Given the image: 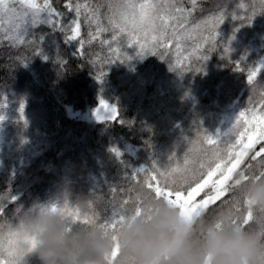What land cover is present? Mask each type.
<instances>
[{"label":"trees","instance_id":"1","mask_svg":"<svg viewBox=\"0 0 264 264\" xmlns=\"http://www.w3.org/2000/svg\"><path fill=\"white\" fill-rule=\"evenodd\" d=\"M88 2L100 8L102 25L109 31L96 35L95 24L88 26L81 19L80 35L70 40L75 13L66 7V0H51L52 8L62 14L56 17V29L41 25L29 31L23 44L11 46L7 36L14 37L24 27L25 8L9 0L11 10L0 15V199L9 205V214L15 213L14 219L8 215L0 219L3 235L9 224L16 227L23 221L37 200L48 199L65 183L69 185L62 204L68 201L73 208L100 213L101 218L105 209L124 199L149 195L142 181L154 168H183L186 158L197 160L201 149L211 151L206 135L226 151L237 135L229 131L235 115L252 107L250 98L253 103L260 99V87L254 91L247 75L264 59V12L250 24L226 18L219 28V44L204 43L202 37L210 34L211 27L205 31L203 24L191 38V26L178 30V41L169 30L163 41L168 46L157 45L156 55L142 56L127 34L112 40L109 0ZM251 2L198 0L191 22L217 14L224 4L243 16ZM183 7H190L189 0ZM151 35L140 36L141 42L149 41V48ZM224 41L231 52L222 50ZM38 49L47 60L37 55ZM128 55L131 59L125 62L116 60ZM205 55L209 57L205 62L199 59ZM201 65L203 70L195 72ZM261 82L258 74L257 85ZM101 100L117 107L116 120L107 119L109 112L92 120L74 114L101 109ZM112 147L119 149V159ZM140 167L147 173L137 174L134 170ZM253 173L258 174L255 166L246 172ZM12 195L17 202L11 201ZM131 200L129 208L134 206ZM21 206L23 210L15 212ZM224 209L214 207L204 218L212 220ZM23 259L26 264H40L35 251Z\"/></svg>","mask_w":264,"mask_h":264},{"label":"snow or ice","instance_id":"2","mask_svg":"<svg viewBox=\"0 0 264 264\" xmlns=\"http://www.w3.org/2000/svg\"><path fill=\"white\" fill-rule=\"evenodd\" d=\"M15 2L25 8L24 27L18 29L14 37L7 36L11 46H15L17 43L23 44L29 31L41 25H50L52 29H56L59 23L56 17H60L62 14L52 8L51 0H43L42 3L38 0H15ZM183 3L184 0H109L107 21L114 33L112 40L115 41L120 35L127 34L138 45V54L142 56L145 54L156 55L154 49L157 45L168 46L163 41L169 30L173 33L174 39L178 41L180 38L178 30L183 31L191 26L192 33L189 34V38H191L192 34L200 31L201 24H203L205 31L209 30V26L211 27L210 34L202 37L204 43L219 44V28L226 18L231 17L233 20L239 21L240 25L250 24L257 14L264 12V0H252L243 16L230 12V5L224 4L217 14L193 24L191 17L197 9L198 0H189L190 7L187 8L183 7ZM66 7L75 13V18L70 26V40H75L80 35L81 19L88 26L95 24L96 35L109 31L108 27L102 25L100 8L93 6L88 0H84V2L66 0ZM10 10L9 0H0V15ZM149 33H152L151 48L148 47L147 39L144 42L140 41L141 35L146 38ZM96 35L90 33L92 39H95ZM39 40L41 42L45 40L43 33ZM224 44L225 48L222 50L231 52L229 43L224 41ZM82 47L83 44H81ZM37 55L43 56V52L38 49ZM208 58L205 55L199 59L205 62ZM43 59L47 60L48 57L43 56ZM129 59L131 57L128 55L124 59L117 57L116 60L125 62ZM112 62L114 61H109V63ZM23 65L26 66L27 62ZM202 65L194 71H202ZM258 74L262 81L259 85H257ZM103 75L105 74L102 73ZM97 80L99 83H103V79L100 77H97ZM247 84L252 86L254 91L258 86L260 87V99L253 103L250 98L249 104H252V107L239 111L235 115L229 131H234L237 135L233 137L234 143H230L226 151L221 152L217 140L212 135H206L204 139L211 151L201 149L203 155L195 161H189L186 158L183 168L177 167L164 171L154 168L152 174L148 175L142 184L147 189L149 196L156 201L163 200L178 208L181 216L189 222L203 218L214 207L224 206L236 213L232 220L233 224L242 228L255 229L257 234L264 238V221L258 222L254 219L253 202L244 197L240 188L242 183L264 177V59L258 61L255 67L248 70ZM100 104L101 107L109 109L107 119H117L118 109L116 106L106 105L103 100L100 101ZM99 111L100 109H96V119L99 118ZM0 120H3V117H0ZM119 122L124 123L123 120ZM199 124L202 125V122ZM215 135L219 136L220 132L217 131ZM146 144L151 146L150 142ZM257 146H259L258 150ZM110 151L115 153L118 159L120 158L121 153L118 148L112 147ZM246 160L249 163L246 168L241 169L240 166L245 164ZM253 166L258 169V174H246L247 169ZM134 171L137 174L147 173V169L143 167L136 168ZM237 173L240 174V179L236 178ZM112 192L115 193L116 188H112ZM10 199L12 202L18 201L16 195H12ZM130 200L131 197L124 199L119 206L113 205L111 210L105 209L103 218L98 212L89 213L78 206L73 208L68 201L63 204L53 202L48 207L53 212H62L68 218L69 229L77 224H98L106 235L111 234L114 243L111 253L106 254V264H137L134 255L130 253L125 255L121 252L117 236L120 225L129 213L141 215L144 212V196L137 194L135 199L131 200L134 205L131 208L128 207ZM21 210H23V206L16 209L15 212ZM6 215L10 219L15 218V213L9 214V205L0 199V219ZM212 220H215L217 228L221 227L222 221L216 216ZM2 229L3 225H0V264H20V260L34 250L38 243V234L27 231L23 221L16 227L9 224L6 235L2 234ZM21 242L30 246L26 252L20 250Z\"/></svg>","mask_w":264,"mask_h":264},{"label":"clouds","instance_id":"3","mask_svg":"<svg viewBox=\"0 0 264 264\" xmlns=\"http://www.w3.org/2000/svg\"><path fill=\"white\" fill-rule=\"evenodd\" d=\"M236 178L240 179L239 173ZM68 185L57 187L48 199L37 200L25 212V229L38 234L32 251L40 264H106L114 243L111 234L106 235L98 224L69 229L68 218L48 207L53 202L62 204ZM240 188L253 202L254 219L264 221V177L242 183ZM144 198V212L129 213L117 232L121 252L134 255L137 264H264V238L255 229L233 224L235 212L227 208L218 212L216 218L222 225L217 228L215 220L203 217L189 222L166 201ZM29 247L23 242L19 245L24 252ZM23 258L20 264H26Z\"/></svg>","mask_w":264,"mask_h":264},{"label":"rangeland","instance_id":"4","mask_svg":"<svg viewBox=\"0 0 264 264\" xmlns=\"http://www.w3.org/2000/svg\"><path fill=\"white\" fill-rule=\"evenodd\" d=\"M105 112H109V109L106 107H101V109L99 111V117H101L102 113H105ZM74 114L78 115L80 117H84V118L86 117V118H91V119L96 117V111L95 110H91V111L84 110L83 112L78 111V112H75Z\"/></svg>","mask_w":264,"mask_h":264},{"label":"bare ground","instance_id":"5","mask_svg":"<svg viewBox=\"0 0 264 264\" xmlns=\"http://www.w3.org/2000/svg\"><path fill=\"white\" fill-rule=\"evenodd\" d=\"M107 105V104H106ZM95 110V109H94ZM96 111V110H95ZM76 112H78V111H76ZM104 114V113H103ZM103 115H101V117H102ZM86 118V117H85ZM100 118V117H99ZM88 119V118H87ZM89 119H91V118H89ZM93 119H95V118H93ZM92 120V119H91Z\"/></svg>","mask_w":264,"mask_h":264}]
</instances>
